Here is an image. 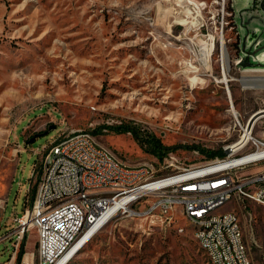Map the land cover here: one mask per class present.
<instances>
[{
  "label": "rangeland",
  "instance_id": "rangeland-1",
  "mask_svg": "<svg viewBox=\"0 0 264 264\" xmlns=\"http://www.w3.org/2000/svg\"><path fill=\"white\" fill-rule=\"evenodd\" d=\"M190 1L0 0V238L29 209L37 152L61 131L91 132L123 164L152 165L161 175L162 158L135 135L158 138L183 166L201 165L215 157L187 147L217 151L238 139L227 89L241 122L264 109V89L241 83L243 75L264 76V13L248 11L251 0ZM200 40L210 42L212 71L200 59ZM252 134L264 138V117ZM227 211L239 217L251 263L264 264V208L231 200L215 213ZM174 217L150 225L117 216L67 264H208L192 225L178 211ZM14 239L0 240V264H38L36 230L12 253Z\"/></svg>",
  "mask_w": 264,
  "mask_h": 264
},
{
  "label": "built area",
  "instance_id": "built-area-1",
  "mask_svg": "<svg viewBox=\"0 0 264 264\" xmlns=\"http://www.w3.org/2000/svg\"><path fill=\"white\" fill-rule=\"evenodd\" d=\"M249 121V120H248ZM248 121L233 118L238 139L226 146L224 157H215L201 165H182L175 153L162 157L158 175L152 165L127 166L99 145L88 131H61L44 147L33 166L38 180L29 209L22 217L13 216L11 227L0 240L12 238L14 249L32 226L37 235L38 264H56L65 254V244L78 240L93 226L99 228L117 216L140 218L150 225L175 220L179 212L185 220H200L207 205L223 199H239L240 205L253 202L264 208V168L246 169L264 163V138L249 132ZM15 151H22L16 144ZM39 174V175H38ZM93 193V200H86ZM110 193V200H103ZM143 200V208L135 205ZM76 201H84L88 214L77 212ZM3 201H0V209ZM177 232H183L178 227ZM208 264H247L241 256L229 216L201 222L198 227Z\"/></svg>",
  "mask_w": 264,
  "mask_h": 264
},
{
  "label": "bare ground",
  "instance_id": "bare-ground-1",
  "mask_svg": "<svg viewBox=\"0 0 264 264\" xmlns=\"http://www.w3.org/2000/svg\"><path fill=\"white\" fill-rule=\"evenodd\" d=\"M183 1H185V0H183ZM174 4H175V2H174ZM189 4H192V2L190 0H189ZM198 5H200V4H198ZM198 16H200V15H198ZM189 28H191V23L189 24ZM199 46H200L199 54L202 56V58H200L202 61V64L206 68V71H212L211 65H210L211 56H212L211 51H210V42L208 43L207 41H201L200 40ZM220 60H221L220 61L221 62V64H220V82L225 83L227 85V83L229 81L228 73H227L228 72V66H229V59H228V54L226 51L225 41H224L223 37H221V40H220ZM191 73H193V72H191ZM189 80L191 81V83H198V82H196V81H198L196 76L189 78ZM241 83H242L244 88H254V89H259V88L261 89L262 88V89H264V76L248 75V74L243 75L241 77ZM226 94H227V97L229 100L230 111H231L233 117H238L239 114L233 105V102H232L230 93L228 92V89L226 91ZM256 113H259V117L253 122L252 127L255 125L256 121L259 118L264 117V109H260V110L256 111L254 114L251 115V117L253 115H255ZM251 128L246 130L245 136L249 135ZM251 133H252V131H251ZM234 143L230 144L228 147H234L235 146ZM86 200H93V193H86ZM103 200H110V193H103ZM231 200H234L235 202L239 203V199H223L219 202H212V203L208 204L207 205V211L200 212V220H201V222H210V221L215 220L216 218H222V217L229 216V214L231 212L232 230L234 232V235H236V241L239 244L241 256H243L244 259H249L247 249L245 246V242L243 239L242 227H241L240 220H239V217L237 216V214L233 211H227V212L220 213V214L215 213V211L218 208H220L225 203H227ZM76 208H77L78 213L88 214V207L85 205L84 201H76ZM200 220H191V221L187 220L193 227V230H192L193 231V238L195 239L196 242H201V235H198V232H197L198 227H200ZM107 223H109V222H104V226ZM103 227L99 228L98 225H95L90 230L85 232L78 240H71V243L65 244V251H69V252L67 254H65L56 264H67L79 252V250L89 240H91V238L98 231H100ZM33 229L34 228L32 226L29 228L30 231H33ZM200 249L205 254V248H200ZM247 264H252V263L250 260H247Z\"/></svg>",
  "mask_w": 264,
  "mask_h": 264
},
{
  "label": "trees",
  "instance_id": "trees-1",
  "mask_svg": "<svg viewBox=\"0 0 264 264\" xmlns=\"http://www.w3.org/2000/svg\"><path fill=\"white\" fill-rule=\"evenodd\" d=\"M114 129L115 130L117 129V131H121V132H133V128L130 126H119V127L114 128ZM135 139L137 141H142V142L148 144L151 147L152 153L159 158H162L164 154H166L170 149H172L171 147L164 146L161 143V141L154 136L142 137L139 135H135ZM187 148H191L193 150H196L199 153L208 156L209 158L224 157L226 155V152L223 149H219L217 151H209V150H205L199 146H191V147H187ZM32 198H33V194H32L31 199H30V204H31Z\"/></svg>",
  "mask_w": 264,
  "mask_h": 264
},
{
  "label": "flooded vegetation",
  "instance_id": "flooded-vegetation-1",
  "mask_svg": "<svg viewBox=\"0 0 264 264\" xmlns=\"http://www.w3.org/2000/svg\"><path fill=\"white\" fill-rule=\"evenodd\" d=\"M247 10L250 11L251 13H254V12L264 13V0H251ZM241 14H242V12H240V15Z\"/></svg>",
  "mask_w": 264,
  "mask_h": 264
},
{
  "label": "water",
  "instance_id": "water-1",
  "mask_svg": "<svg viewBox=\"0 0 264 264\" xmlns=\"http://www.w3.org/2000/svg\"><path fill=\"white\" fill-rule=\"evenodd\" d=\"M250 64H251V62H250L249 59H248L247 62H243V65H244V66H250ZM259 64H260V63H259ZM258 117H259V113H256L255 115H253L252 117H250V119H249V121H248L247 129H249V128L252 127L253 122H254ZM53 128H54V126H51V127H49L48 130L53 129ZM36 136H37V134H34V135L28 140L27 143H31V142H33V140L35 139ZM227 152H228V149L226 150V153H227Z\"/></svg>",
  "mask_w": 264,
  "mask_h": 264
},
{
  "label": "crops",
  "instance_id": "crops-1",
  "mask_svg": "<svg viewBox=\"0 0 264 264\" xmlns=\"http://www.w3.org/2000/svg\"><path fill=\"white\" fill-rule=\"evenodd\" d=\"M27 126H28V125H27ZM27 126H26V127H27ZM26 127H25V128H26ZM14 140H15L16 143L18 142V141H17L18 138H17L16 136H14ZM1 201H3V200H1ZM15 216H16V215H15ZM6 233H7V232H6ZM6 233H5V234H6ZM3 236H4V235H3ZM3 236H2V237H3ZM2 237H1V238H2ZM1 238H0V239H1ZM9 264H13V261H9Z\"/></svg>",
  "mask_w": 264,
  "mask_h": 264
}]
</instances>
